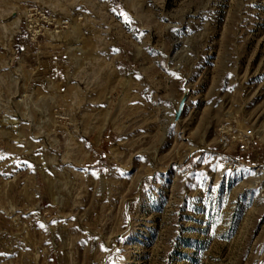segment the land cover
Returning a JSON list of instances; mask_svg holds the SVG:
<instances>
[{"label":"rangeland","instance_id":"1","mask_svg":"<svg viewBox=\"0 0 264 264\" xmlns=\"http://www.w3.org/2000/svg\"><path fill=\"white\" fill-rule=\"evenodd\" d=\"M0 157V264H264V0H0Z\"/></svg>","mask_w":264,"mask_h":264},{"label":"water","instance_id":"2","mask_svg":"<svg viewBox=\"0 0 264 264\" xmlns=\"http://www.w3.org/2000/svg\"><path fill=\"white\" fill-rule=\"evenodd\" d=\"M188 94H189L188 90H185L180 100L178 101L177 105L172 107L171 116L173 122L179 121L183 112L184 105L188 99Z\"/></svg>","mask_w":264,"mask_h":264},{"label":"built area","instance_id":"3","mask_svg":"<svg viewBox=\"0 0 264 264\" xmlns=\"http://www.w3.org/2000/svg\"><path fill=\"white\" fill-rule=\"evenodd\" d=\"M248 135H249V134H248ZM244 136L247 137V134L245 133ZM244 141H245V140L239 142V143H241L240 151H244V150H245Z\"/></svg>","mask_w":264,"mask_h":264},{"label":"snow or ice","instance_id":"4","mask_svg":"<svg viewBox=\"0 0 264 264\" xmlns=\"http://www.w3.org/2000/svg\"><path fill=\"white\" fill-rule=\"evenodd\" d=\"M4 157H0V159H3ZM103 247V246H102Z\"/></svg>","mask_w":264,"mask_h":264}]
</instances>
